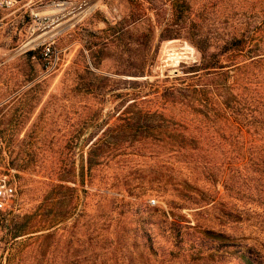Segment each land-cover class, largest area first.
Masks as SVG:
<instances>
[{
	"label": "rangeland",
	"instance_id": "374dc122",
	"mask_svg": "<svg viewBox=\"0 0 264 264\" xmlns=\"http://www.w3.org/2000/svg\"><path fill=\"white\" fill-rule=\"evenodd\" d=\"M86 3L92 9L69 29L30 42L31 9L50 16ZM263 21L264 0H33L1 12L0 168L19 174L13 209L0 214V264H86V257L90 264H197L201 230L249 246L263 238L250 205L226 196L205 204L201 166L159 143H122L87 168L90 140L130 116L134 102L194 122L197 115L161 97L179 85L184 66L200 62L196 42ZM45 44L50 59L28 56ZM229 211L241 220L223 215ZM16 225L27 232L14 237ZM199 263L240 264L234 257Z\"/></svg>",
	"mask_w": 264,
	"mask_h": 264
},
{
	"label": "trees",
	"instance_id": "16d2710c",
	"mask_svg": "<svg viewBox=\"0 0 264 264\" xmlns=\"http://www.w3.org/2000/svg\"><path fill=\"white\" fill-rule=\"evenodd\" d=\"M165 31L169 32V27ZM165 31L164 38H170ZM195 45L201 53L200 62L184 66L179 85L169 87L161 97L166 103L181 105L197 115L189 124L194 128L134 102L130 116L102 129L101 137L90 140L93 143L87 168L91 171L101 165L106 154L122 143L161 144L172 157L204 170L208 186L202 191L205 204L226 196L250 205V210L258 215L257 226L263 238L251 246L219 230H201L200 241L193 246L196 253L192 254L197 264L204 259L220 262L230 257L240 264H264V21L259 26L235 29L221 40L202 38ZM43 48L29 51L28 56L40 57ZM133 76L142 77L143 73ZM220 150L223 157L217 159L216 152ZM184 184L189 186L186 181ZM60 187L76 192L71 187ZM73 212L71 208L69 216ZM223 215H238L241 220V214L231 211ZM15 228L14 237L27 232L25 227ZM85 262L90 264V257Z\"/></svg>",
	"mask_w": 264,
	"mask_h": 264
},
{
	"label": "built area",
	"instance_id": "2783aa9c",
	"mask_svg": "<svg viewBox=\"0 0 264 264\" xmlns=\"http://www.w3.org/2000/svg\"><path fill=\"white\" fill-rule=\"evenodd\" d=\"M33 0H0V13L12 12L16 13L23 9L25 6L32 4ZM25 5V6H23ZM31 15L33 17V25L31 27V33L38 35L42 30H46L52 23V17L46 14H42L35 9H31ZM42 56L45 60H48L52 56V45H42ZM19 174L18 170L10 167L5 169L0 168V214L2 212L11 211L13 209V201L18 194V183L16 175Z\"/></svg>",
	"mask_w": 264,
	"mask_h": 264
},
{
	"label": "bare ground",
	"instance_id": "6f19581e",
	"mask_svg": "<svg viewBox=\"0 0 264 264\" xmlns=\"http://www.w3.org/2000/svg\"><path fill=\"white\" fill-rule=\"evenodd\" d=\"M91 9L92 6L87 5L86 3L76 7L75 9L69 8L62 10H51L50 13H52L51 16H53L52 23L46 30H42V32H40L38 35H35L36 37L34 40H30V42H44L52 38L54 35L66 31L80 15L89 12Z\"/></svg>",
	"mask_w": 264,
	"mask_h": 264
}]
</instances>
